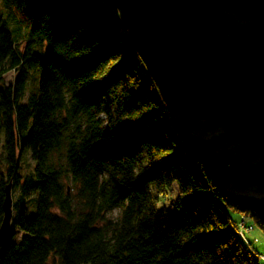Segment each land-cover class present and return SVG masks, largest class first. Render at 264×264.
<instances>
[{
  "label": "trees",
  "instance_id": "16d2710c",
  "mask_svg": "<svg viewBox=\"0 0 264 264\" xmlns=\"http://www.w3.org/2000/svg\"><path fill=\"white\" fill-rule=\"evenodd\" d=\"M1 4L0 150L21 192L22 237L11 234L0 264H261L226 208L264 225L189 153L117 10L107 0ZM30 72L37 92L23 104ZM26 150L34 170L22 176ZM6 186L1 173L0 226Z\"/></svg>",
  "mask_w": 264,
  "mask_h": 264
},
{
  "label": "water",
  "instance_id": "95a60500",
  "mask_svg": "<svg viewBox=\"0 0 264 264\" xmlns=\"http://www.w3.org/2000/svg\"><path fill=\"white\" fill-rule=\"evenodd\" d=\"M107 1L189 153L264 225V0ZM12 187L0 250L11 235Z\"/></svg>",
  "mask_w": 264,
  "mask_h": 264
},
{
  "label": "rangeland",
  "instance_id": "374dc122",
  "mask_svg": "<svg viewBox=\"0 0 264 264\" xmlns=\"http://www.w3.org/2000/svg\"><path fill=\"white\" fill-rule=\"evenodd\" d=\"M3 11V7H2V4H1V0H0V14L1 12ZM18 76V73L17 71H12L10 73H8L5 77H4V84L6 86H10V85H13L15 83V80ZM37 85H38V76L32 72H30L28 74V80H27V89H26V96L24 97V100H23V104H26L28 102V99H29V96L31 93H34V92H37ZM2 137V136H1ZM106 142H109L110 139L109 138H106L105 140ZM20 174L22 176H28V175H31L33 173V170H34V161L31 157V152L29 150H26L21 158H20ZM4 174V181L6 182V185L9 184V181L7 179V176L5 175V167H4V153L3 151L0 150V174ZM176 187L175 188V192L174 193H169L167 196L163 197L161 202H160V208L161 209H169L170 208V205L172 204V202L175 201L176 197H177V193H178V187L177 185H175ZM12 200H13V206L14 204L18 201L20 195H21V192L20 191H17V192H14V189L12 187ZM33 197H30L28 199V206H29V209H33V206H34V200H32ZM227 209V212L229 213L230 216H232L234 218L235 214L236 215H243L242 213L240 212H237L235 211L234 209L232 208H226ZM120 213H121V210L120 209H116L114 210L113 212H111L109 215H108V218L111 219V220H116L119 216H120ZM17 216V211L14 209L13 207V217H12V225H11V233H14L15 234V240L16 241H19L22 237V234H20L15 228H14V225H13V220L16 218ZM247 219H249V221L251 219V217L249 215H247L246 217ZM254 227H255V230L256 232H251L250 235L251 236H248L249 240H252V244L254 245V248L259 251V252H264V231L258 227L254 222ZM257 235H260V237L262 238V240H259L257 238ZM11 236V235H10ZM262 264H264V260L262 261Z\"/></svg>",
  "mask_w": 264,
  "mask_h": 264
},
{
  "label": "crops",
  "instance_id": "0c3cea01",
  "mask_svg": "<svg viewBox=\"0 0 264 264\" xmlns=\"http://www.w3.org/2000/svg\"><path fill=\"white\" fill-rule=\"evenodd\" d=\"M247 216L246 215H236L235 214V216H234V218L231 216V218H232V221H234L235 223H239V222H242V221H245V225L247 226V227H253L254 229H253V232L255 233L256 232V230H255V227H254V224H253V221H249V219H247L246 218ZM248 236H251L250 234H248ZM247 236V237H248ZM257 238L259 239V240H262V238L260 237V235H257ZM249 239V238H248ZM251 241V244H252V240H250ZM253 245V244H252ZM253 249L258 253V254H264V252H259V251H257L255 248H254V245H253ZM261 264H262V261H261Z\"/></svg>",
  "mask_w": 264,
  "mask_h": 264
},
{
  "label": "built area",
  "instance_id": "2783aa9c",
  "mask_svg": "<svg viewBox=\"0 0 264 264\" xmlns=\"http://www.w3.org/2000/svg\"><path fill=\"white\" fill-rule=\"evenodd\" d=\"M238 231L245 243H249V240L247 239L248 234H250L253 231L252 227H247L245 225V221H242L238 224ZM259 258L263 261L264 260V254L259 255Z\"/></svg>",
  "mask_w": 264,
  "mask_h": 264
},
{
  "label": "bare ground",
  "instance_id": "6f19581e",
  "mask_svg": "<svg viewBox=\"0 0 264 264\" xmlns=\"http://www.w3.org/2000/svg\"><path fill=\"white\" fill-rule=\"evenodd\" d=\"M119 18H120V16H119ZM121 20V19H120ZM122 22V21H121ZM129 40V39H128Z\"/></svg>",
  "mask_w": 264,
  "mask_h": 264
}]
</instances>
